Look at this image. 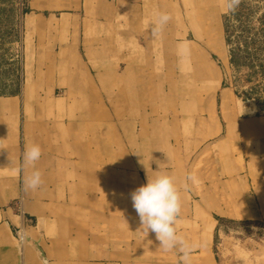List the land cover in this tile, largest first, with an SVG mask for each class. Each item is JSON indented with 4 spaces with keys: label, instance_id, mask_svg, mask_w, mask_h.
Masks as SVG:
<instances>
[{
    "label": "crops",
    "instance_id": "crops-1",
    "mask_svg": "<svg viewBox=\"0 0 264 264\" xmlns=\"http://www.w3.org/2000/svg\"><path fill=\"white\" fill-rule=\"evenodd\" d=\"M169 2L27 0L18 39L21 87L0 95V264H217L218 222L203 208V195L207 204L225 201L232 216H219L264 222V111L255 102L248 109L238 104L239 114L231 110L222 120L211 116L209 124L205 117L194 119L197 127L184 122L173 141L137 133L135 118L113 112L123 90H149L141 79L149 70L136 63L168 44L163 26L154 32L153 22L169 11ZM119 55L135 61L129 75L114 67ZM218 136L223 143L208 142ZM207 142L221 163V177L216 172L208 185L193 171L211 156ZM33 144L42 150L35 164L42 183L25 190L33 168L24 165V151ZM159 164L180 192L175 227L193 246L187 262L180 244L165 250L155 233L140 230L133 208L131 192L146 183L147 171L156 175ZM20 227L22 242L14 233Z\"/></svg>",
    "mask_w": 264,
    "mask_h": 264
},
{
    "label": "rangeland",
    "instance_id": "rangeland-1",
    "mask_svg": "<svg viewBox=\"0 0 264 264\" xmlns=\"http://www.w3.org/2000/svg\"><path fill=\"white\" fill-rule=\"evenodd\" d=\"M241 6L245 13L243 18L246 19L242 25L232 16L234 8ZM22 8L23 0H0V95H14L21 87L23 61L18 39L22 36ZM165 14L170 17L162 25L163 41L168 44L161 47L159 43L150 59L136 63L140 69L144 66L147 68L145 70H149V76L141 78L144 85L148 83L149 90H123L119 93L117 100L120 104L116 103L119 109L113 110L117 116L135 118L139 123L132 128L137 133L154 134L155 137L160 134L159 137L173 141L179 137L184 122L187 127H197L194 119L205 117L209 124L211 116L222 120L231 110H236L235 115L239 114L238 104L248 109L249 102H255V98L260 101L264 99V77L257 73L249 74L247 65L238 68L231 62L234 43L227 44L224 31L226 18L235 29V35L242 33L243 25L247 28L264 27V0H170L169 11ZM114 64L112 66L126 70L129 75V65L132 64L134 68L135 61L130 62L119 55V61ZM254 64L257 65L256 62ZM140 84L138 89H141ZM108 111L113 116L112 110ZM146 118L150 120L145 122ZM235 128L234 132L237 133V126ZM238 130L241 131L239 127ZM222 138L218 136L208 142H217ZM208 142L203 148L211 145V156L204 157L198 163L191 157L188 162L191 168L194 162L197 163L193 171L198 170L201 180L207 185L214 184L215 179L210 178L216 172L219 175L221 172V163L215 159V148L212 147L214 143ZM221 145L218 144L217 151L223 153L225 147ZM217 187L220 189L219 196L225 195V186L218 183ZM202 198L203 208L213 217L220 214L232 216L224 200L216 205L207 204L205 195ZM240 203L235 200L239 210L243 208ZM244 208L247 212V206ZM257 221L248 236L244 233L245 227L240 224L229 223L216 228L215 250L220 264H264V222ZM19 230L21 227L14 230L15 235L21 242L25 241V233L22 237Z\"/></svg>",
    "mask_w": 264,
    "mask_h": 264
},
{
    "label": "clouds",
    "instance_id": "clouds-1",
    "mask_svg": "<svg viewBox=\"0 0 264 264\" xmlns=\"http://www.w3.org/2000/svg\"><path fill=\"white\" fill-rule=\"evenodd\" d=\"M169 19L170 17L167 14H160L158 19L153 22V31L158 30ZM41 155L42 150L38 144L26 147L24 151V165L33 168L31 174L24 180L25 190H36L42 183L41 172L35 169V164L39 161ZM156 171L157 174L151 177L147 171L146 183L141 184L131 192L133 208L140 219V230L147 233V235L149 232L155 233L160 246L165 250L172 249L180 244V250L187 262L190 259L193 246L179 239L175 227L181 211L179 189L172 175L161 169L160 164ZM188 179L194 180L195 177L190 174Z\"/></svg>",
    "mask_w": 264,
    "mask_h": 264
},
{
    "label": "trees",
    "instance_id": "trees-1",
    "mask_svg": "<svg viewBox=\"0 0 264 264\" xmlns=\"http://www.w3.org/2000/svg\"><path fill=\"white\" fill-rule=\"evenodd\" d=\"M28 10L26 6V0H23V8L22 12H26ZM232 16L236 17L240 20L242 25V21L246 19L243 18L245 13L243 11L242 6L239 8H234L232 12ZM225 39L227 44L234 43V47L231 52V62L235 64V66L242 67L243 65H247L249 68V74H260L264 77V27H256V28H247L246 26H242L240 34L235 35L233 26L228 24V18L225 19ZM233 35L235 37L233 38ZM257 63L255 66L254 63ZM257 67V68H255ZM259 110L264 111V99L262 101L254 99ZM217 220V228L220 225H225L229 223L240 224L245 227V234L248 236L252 232V226L258 223L257 220H235L231 218H226L223 216H214ZM264 226V223H262ZM215 237H214V253L217 264H220L218 255L215 250Z\"/></svg>",
    "mask_w": 264,
    "mask_h": 264
}]
</instances>
